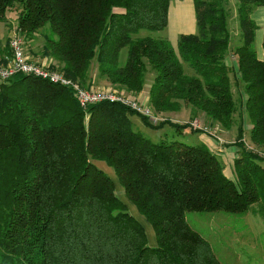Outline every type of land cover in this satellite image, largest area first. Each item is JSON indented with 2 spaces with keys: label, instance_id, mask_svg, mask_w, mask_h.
<instances>
[{
  "label": "trees",
  "instance_id": "1",
  "mask_svg": "<svg viewBox=\"0 0 264 264\" xmlns=\"http://www.w3.org/2000/svg\"><path fill=\"white\" fill-rule=\"evenodd\" d=\"M228 1L193 0L197 29L181 33L175 49L167 38L139 35L167 25L170 0H0V21L17 5L16 28L27 37L41 32L43 53L67 76L90 87L95 62L137 92L150 65L148 103L157 111L184 103L227 129L237 122L229 144L238 153L230 175L207 144L154 141L133 128L131 115L177 135L199 130L188 121L154 122L117 100L83 106L70 86L30 73L0 78V264H224L185 212L255 203L264 210V37L260 58L251 16L264 0H237L240 42L232 50ZM247 121L258 150L245 140ZM103 162L150 222L154 245Z\"/></svg>",
  "mask_w": 264,
  "mask_h": 264
},
{
  "label": "rangeland",
  "instance_id": "2",
  "mask_svg": "<svg viewBox=\"0 0 264 264\" xmlns=\"http://www.w3.org/2000/svg\"><path fill=\"white\" fill-rule=\"evenodd\" d=\"M186 0H170V24L166 25L160 30H149L146 28L139 29V35H152L155 37L167 38L173 48H177V40L181 34L178 31L177 23L182 16L181 6H188ZM189 3V2H188ZM237 0H229L227 3L229 9V29L231 32L230 49L240 42L239 38V25L236 12ZM19 9L15 5L6 12V19L0 21V60H5L10 57L9 54V40L16 29V17ZM15 23V24H14ZM44 30L42 29V32ZM20 33V32H19ZM41 33V32H40ZM22 36L24 51L26 48L25 35ZM39 35V34H38ZM44 35L40 34L39 41H43ZM8 55V56H7ZM49 55V54H48ZM120 63H123L126 58V49L122 48L120 51ZM46 63L56 64L53 68L61 67L56 59L51 56H45ZM229 56L228 62L231 61ZM4 61V60H3ZM41 61V59L39 60ZM186 72H192L190 68L185 65ZM91 76L90 87L94 88H107L112 89L116 93H121L127 97L135 99L138 103L146 105L150 108L154 118L149 116L152 121L158 122L164 118H170L175 121L185 122L188 121L193 128H198V131H191L188 128L183 130L181 134H175V130L169 124H164L162 127L153 128L146 125L139 118L138 115H131L132 126L135 130L139 131L146 137L159 141L164 137H177L188 143L207 144L213 151H215L221 158L226 172L229 173L233 170L234 155L238 154L234 145L229 144L233 142L237 132V122H235L230 129L222 127L220 123L209 118L202 111H194L189 105L181 103L180 107L176 110L157 111L147 101V90L154 76V70L148 65V70L145 75V84L143 89L140 90L138 95H134L133 91L127 90L118 85V83L111 82L106 75L101 74L98 70L97 63L90 67L85 82L87 83ZM75 80V79H73ZM76 82L80 83L78 80ZM233 81V80H232ZM81 84V83H80ZM84 86V85H83ZM232 88L236 94L237 86L233 83ZM140 94V95H139ZM145 94L144 100L142 95ZM102 101V100H101ZM244 128V137L249 146L260 149L255 146L249 136L250 123L246 122ZM264 153L263 150H258ZM103 166L107 173L113 178L115 184V191L118 196L123 199L128 206V210L135 215L144 225L147 242L151 245L156 243L154 230L147 220L141 214L135 204L130 201L123 189V186L118 181L117 175L113 168L103 162ZM233 172V171H232ZM259 204H253L252 207L245 211H227V210H187L185 218L189 225L198 230L203 237H205L211 244L217 256L224 264H260L264 261V213L257 211Z\"/></svg>",
  "mask_w": 264,
  "mask_h": 264
},
{
  "label": "built area",
  "instance_id": "3",
  "mask_svg": "<svg viewBox=\"0 0 264 264\" xmlns=\"http://www.w3.org/2000/svg\"><path fill=\"white\" fill-rule=\"evenodd\" d=\"M9 46L11 48L10 57L5 61L0 60L1 79L8 78L15 72L30 73L47 78L53 82L70 86L80 104L83 106L101 100H117L131 106L143 114L153 118L155 117L148 106L138 103L135 99L127 97L121 93H116L110 88L99 89L83 86L67 76L61 69L53 68L50 64L44 61L30 59L25 54L22 36L17 28L13 31L12 37H10Z\"/></svg>",
  "mask_w": 264,
  "mask_h": 264
},
{
  "label": "crops",
  "instance_id": "4",
  "mask_svg": "<svg viewBox=\"0 0 264 264\" xmlns=\"http://www.w3.org/2000/svg\"><path fill=\"white\" fill-rule=\"evenodd\" d=\"M186 1L189 2V3L187 2L188 6H184V5L181 6L182 8H181L180 12H182V16L179 18L178 23H177L178 31L180 33L195 32L197 29L193 0H186ZM251 16L254 18V20L256 21V23L258 25V27L255 30V48H256V52H257L258 57L262 58L263 57L262 40L264 37V5L257 6L252 11ZM169 24H170V5H169V10H168V23H167V25H169ZM40 34H41L40 32H35L33 34V36H31V37L25 36L26 48H27V50L25 51V54L30 59H33V60H40L41 59V61H46L45 56H51V55L43 53L42 47L44 44V40L39 41ZM229 56H230V54L227 56V58ZM227 61H228V59H227ZM139 92L133 91L134 95H136V96L138 95ZM142 98H143L142 100H144L145 94L142 95ZM224 170L226 172V168H224ZM232 171H230L228 174L233 175L234 172H232ZM257 211L258 212L261 211L264 213V210H257ZM259 263L264 264V261L259 262Z\"/></svg>",
  "mask_w": 264,
  "mask_h": 264
}]
</instances>
